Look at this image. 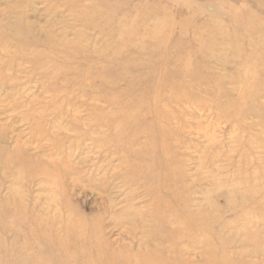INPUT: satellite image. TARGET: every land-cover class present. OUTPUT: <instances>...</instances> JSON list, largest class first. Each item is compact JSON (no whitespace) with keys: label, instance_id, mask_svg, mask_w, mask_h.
Masks as SVG:
<instances>
[{"label":"rangeland","instance_id":"374dc122","mask_svg":"<svg viewBox=\"0 0 264 264\" xmlns=\"http://www.w3.org/2000/svg\"><path fill=\"white\" fill-rule=\"evenodd\" d=\"M0 264H264V0H0Z\"/></svg>","mask_w":264,"mask_h":264},{"label":"bare ground","instance_id":"6f19581e","mask_svg":"<svg viewBox=\"0 0 264 264\" xmlns=\"http://www.w3.org/2000/svg\"><path fill=\"white\" fill-rule=\"evenodd\" d=\"M222 188H223V186H222ZM225 189H226V188H225ZM234 189H237L236 186H234ZM234 192H236V190H235ZM222 231H223V230H222Z\"/></svg>","mask_w":264,"mask_h":264}]
</instances>
